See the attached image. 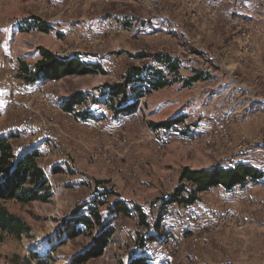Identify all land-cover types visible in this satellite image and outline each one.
<instances>
[{"label": "rangeland", "instance_id": "1", "mask_svg": "<svg viewBox=\"0 0 264 264\" xmlns=\"http://www.w3.org/2000/svg\"><path fill=\"white\" fill-rule=\"evenodd\" d=\"M35 18L52 30L39 31ZM40 48L104 72L30 83L21 64L33 67ZM156 55H171L179 73ZM132 65L163 69L169 85L126 115L112 109L104 86ZM78 92L87 102L64 111ZM176 118L184 121L156 128ZM0 135L11 137L17 155L40 152L52 194L48 202L5 203L31 232L4 236L0 264H36L34 254L73 264L101 228L81 225L69 239L65 222L90 207L114 235L85 264H129L145 251L153 264H264V178L163 208L184 168L247 163L264 173V0H0ZM118 201L140 206L152 226L160 220L158 240L143 248L153 233L138 214L114 212Z\"/></svg>", "mask_w": 264, "mask_h": 264}, {"label": "trees", "instance_id": "2", "mask_svg": "<svg viewBox=\"0 0 264 264\" xmlns=\"http://www.w3.org/2000/svg\"><path fill=\"white\" fill-rule=\"evenodd\" d=\"M35 19L39 31L49 33L52 30L49 23H43L39 18ZM40 53L41 60L33 67L26 63L21 64L22 74L20 77L30 83L40 79L47 82H57L71 76H86L104 72L100 65L87 64L78 57H58L44 48H40ZM156 56V59L163 62L170 71L179 73L178 61L171 55ZM147 57L149 56L144 54L135 56L136 59ZM202 78L203 75L200 73L191 78L187 85L200 81ZM148 79L150 85L143 89ZM168 85L169 82L164 76L163 69L147 67L146 65H132L119 82L105 84L104 89L107 93L104 95L109 97L108 101L112 109L118 113L132 115L136 113L141 98L151 94L153 90H160ZM116 101L121 105V110H117ZM85 102H87V96L78 92L64 100L62 108L64 111L72 113L76 105ZM183 121V118L168 120L156 128L169 130ZM10 139L11 137L0 135V241L5 235L20 238L23 235H29L31 232V228L21 217L11 213L5 207L6 202L17 201L21 204H30L48 202L52 198L47 174L39 164L40 152L32 150L17 155ZM58 172H60L59 168L53 170V173ZM263 178L264 173L261 170L247 163L201 170L184 168L180 175V187L174 191L168 200L163 202V208H168L174 204L190 207L199 201L200 194L213 187L222 186L227 191H232L238 186H245L249 181L257 182ZM114 209L113 211L118 215L122 214L125 217L138 214L140 225L153 233L148 236L147 240H142L141 246L143 248L147 242L153 243L158 240L160 220H157L158 222L152 226L147 219V214L140 206L135 205L133 208H129L128 204L122 201L115 202ZM65 225V234L69 239H75L82 234L81 225L89 231H94L96 226L101 228L100 234L94 236L93 245L90 249L84 255L75 258L73 264H85L91 259L99 258L108 246L110 238L114 235V230L105 224L102 214L92 207L88 209V212L75 211L72 217L66 220ZM154 233H157V236ZM32 259L36 260V264H53L50 254L47 256L34 254ZM25 264L31 263L27 260ZM129 264H153V262L145 251L141 254H133Z\"/></svg>", "mask_w": 264, "mask_h": 264}]
</instances>
